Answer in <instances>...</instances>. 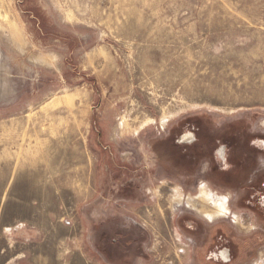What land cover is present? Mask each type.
<instances>
[{
    "label": "rangeland",
    "instance_id": "1",
    "mask_svg": "<svg viewBox=\"0 0 264 264\" xmlns=\"http://www.w3.org/2000/svg\"><path fill=\"white\" fill-rule=\"evenodd\" d=\"M260 139L264 0H0V264H264Z\"/></svg>",
    "mask_w": 264,
    "mask_h": 264
},
{
    "label": "flooded vegetation",
    "instance_id": "2",
    "mask_svg": "<svg viewBox=\"0 0 264 264\" xmlns=\"http://www.w3.org/2000/svg\"><path fill=\"white\" fill-rule=\"evenodd\" d=\"M194 134L188 132L182 135L179 138L180 142H190L194 139ZM260 147L264 148V139L258 140ZM218 155L222 160H226V149L222 147L218 150ZM179 200H175L176 205H181L185 198L183 194L177 190ZM206 199V201H205ZM186 205L188 208H191L194 212L204 217L210 222H214L217 219L228 218L231 214L234 215L235 222L243 227L240 216L236 213H233L230 204L228 195H219L215 193L207 184L203 183L200 186L199 192L195 196H188L186 200ZM213 256L216 259H222L223 261L229 260L228 250H222L219 253H214ZM263 258V257H262ZM254 264H259L258 262Z\"/></svg>",
    "mask_w": 264,
    "mask_h": 264
},
{
    "label": "bare ground",
    "instance_id": "3",
    "mask_svg": "<svg viewBox=\"0 0 264 264\" xmlns=\"http://www.w3.org/2000/svg\"><path fill=\"white\" fill-rule=\"evenodd\" d=\"M205 201H206V199H205Z\"/></svg>",
    "mask_w": 264,
    "mask_h": 264
}]
</instances>
